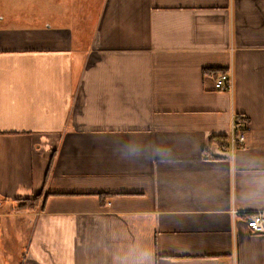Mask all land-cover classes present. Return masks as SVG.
Masks as SVG:
<instances>
[{"label": "crops", "instance_id": "crops-1", "mask_svg": "<svg viewBox=\"0 0 264 264\" xmlns=\"http://www.w3.org/2000/svg\"><path fill=\"white\" fill-rule=\"evenodd\" d=\"M18 16L0 18V264H264L247 224L264 214V0ZM234 114L231 156L211 138Z\"/></svg>", "mask_w": 264, "mask_h": 264}, {"label": "rangeland", "instance_id": "rangeland-1", "mask_svg": "<svg viewBox=\"0 0 264 264\" xmlns=\"http://www.w3.org/2000/svg\"><path fill=\"white\" fill-rule=\"evenodd\" d=\"M75 2L76 0H0V18L9 16V13H13V15H19L13 18L15 22L20 19L22 24L29 25L31 19H34L35 13H40L42 16H45L48 11L53 9L70 10L75 5ZM6 20H9V18H6ZM22 24L21 26L24 27ZM241 116H243V120L247 124L246 120L248 119L244 115Z\"/></svg>", "mask_w": 264, "mask_h": 264}, {"label": "built area", "instance_id": "built-area-1", "mask_svg": "<svg viewBox=\"0 0 264 264\" xmlns=\"http://www.w3.org/2000/svg\"><path fill=\"white\" fill-rule=\"evenodd\" d=\"M234 85V80L232 74L229 72H223L216 79L215 87L218 90H230ZM246 128L247 124L243 120V116L239 114H234L231 125L230 136V146L225 149L230 152L231 156L234 155L237 147L242 146L246 139ZM234 215L237 213L233 211ZM248 227L254 233H264V214L263 213H254L248 214L247 216Z\"/></svg>", "mask_w": 264, "mask_h": 264}, {"label": "clouds", "instance_id": "clouds-1", "mask_svg": "<svg viewBox=\"0 0 264 264\" xmlns=\"http://www.w3.org/2000/svg\"><path fill=\"white\" fill-rule=\"evenodd\" d=\"M145 256L144 252L137 253L136 250H130L128 256L122 260V264H144Z\"/></svg>", "mask_w": 264, "mask_h": 264}, {"label": "trees", "instance_id": "trees-1", "mask_svg": "<svg viewBox=\"0 0 264 264\" xmlns=\"http://www.w3.org/2000/svg\"><path fill=\"white\" fill-rule=\"evenodd\" d=\"M230 136L229 135H214L211 138V144L212 145H219L223 149H227L229 145ZM29 202H25L22 205H26Z\"/></svg>", "mask_w": 264, "mask_h": 264}, {"label": "bare ground", "instance_id": "bare-ground-1", "mask_svg": "<svg viewBox=\"0 0 264 264\" xmlns=\"http://www.w3.org/2000/svg\"><path fill=\"white\" fill-rule=\"evenodd\" d=\"M244 119H245V117H244Z\"/></svg>", "mask_w": 264, "mask_h": 264}]
</instances>
